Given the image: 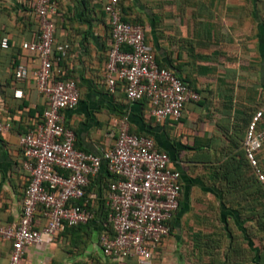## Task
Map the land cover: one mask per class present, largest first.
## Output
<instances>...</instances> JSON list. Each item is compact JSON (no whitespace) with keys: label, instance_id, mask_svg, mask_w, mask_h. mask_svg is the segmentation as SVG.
<instances>
[{"label":"crops","instance_id":"0c3cea01","mask_svg":"<svg viewBox=\"0 0 264 264\" xmlns=\"http://www.w3.org/2000/svg\"><path fill=\"white\" fill-rule=\"evenodd\" d=\"M54 1L55 43L69 49L65 59L54 61L52 74L74 81L80 92L78 107L63 112L76 148L101 155L115 145L119 122L127 119L130 133L151 137L181 174L180 209L154 264L181 249L193 254L194 262L209 247L220 253L259 252L264 183L246 159L244 141L252 117L264 113V0H119L123 16L144 27L158 65L202 95L186 104L180 120L162 123L146 99H127L125 84L118 82L114 90L107 85L112 35L104 7L110 0ZM35 2L0 0V40L9 41L8 49L0 47V123L10 126L0 130V223L6 226L19 222L29 183L19 135L47 106L33 78L37 55L23 48L37 35ZM16 65L26 67V80H15ZM258 161L264 173V146ZM112 181L105 165L91 178L87 196L95 218L87 230L65 226L55 240L29 248L23 264H117L100 244ZM44 225L39 213L36 227ZM10 253L11 242H0V264L9 263Z\"/></svg>","mask_w":264,"mask_h":264},{"label":"built area","instance_id":"2783aa9c","mask_svg":"<svg viewBox=\"0 0 264 264\" xmlns=\"http://www.w3.org/2000/svg\"><path fill=\"white\" fill-rule=\"evenodd\" d=\"M104 10L110 18L112 35L106 66L109 89L114 90L122 82L127 99H146L158 123L180 120L188 102L200 101L199 93L158 65L144 28L123 21L119 0H110ZM56 12L54 0H36L34 14L40 35L37 41L23 44L24 49L37 55L39 67L33 78L47 106L42 121L19 135L22 166L29 183L19 222L9 226L0 223V242L12 245L8 264H23L29 248L55 240L65 226L94 220L95 213L88 207L92 197L86 190L103 165L114 178L106 197L107 228L100 236L104 255L118 262L154 264L180 209L181 174L151 137L130 133L127 119L119 122L115 145L101 155L76 148V135L65 126L63 112L78 107L80 92L74 81L58 80L52 74L54 61L65 59L69 49L67 44L55 43L52 17ZM7 42L3 39V47ZM14 77L17 82L26 80V67L18 65ZM15 96L21 98L22 92L17 91ZM263 118V111L252 117L244 141L246 159L262 183L264 173L258 153L264 146ZM9 128V124L0 123V130ZM81 201L83 205L78 204ZM40 209L45 219L42 229L36 227Z\"/></svg>","mask_w":264,"mask_h":264},{"label":"trees","instance_id":"16d2710c","mask_svg":"<svg viewBox=\"0 0 264 264\" xmlns=\"http://www.w3.org/2000/svg\"><path fill=\"white\" fill-rule=\"evenodd\" d=\"M119 4H120V1H119ZM122 19H123V21L124 22H128V23H131V24H134V25H140V26H142L141 24H138V23H133V22H130V21H128L124 16H123V14H122ZM36 22H37V25H36V27H37V35H36V38H35V40L34 41H37V39H38V37H39V35H40V32H39V24H38V19L36 18ZM143 27V26H142ZM144 28V27H143ZM8 40V39H7ZM33 41V42H34ZM0 47H2V48H4V49H8L9 48V41L7 42V45L5 46V47H3V38H1V40H0ZM18 65H16L15 66V68L17 67ZM160 66V65H159ZM161 67V66H160ZM163 68V67H162ZM167 69V68H166ZM169 70V69H168ZM180 78V77H179ZM181 79V78H180ZM58 80H69V79H64V78H61V79H58ZM182 80V79H181ZM183 81V80H182ZM184 82V81H183ZM185 83V82H184ZM186 84V83H185ZM187 85V84H186ZM188 86V85H187ZM189 87V86H188ZM190 88V87H189ZM196 92H198V91H196ZM199 93V95L201 96V99H202V95H201V93L200 92H198ZM201 99H200V101H201ZM42 117H43V114L41 115V117H40V119L38 120V122L31 128V129H29V130H27L25 133H27V132H29L30 130H33L35 127H36V125L38 124V123H40L41 121H42ZM172 121H174V120H172ZM140 136H146V137H149V136H147V135H145V134H141ZM114 179V178H113ZM86 192H87V195H88V193L90 192L89 191V188H87V190H86ZM83 203H84V201H81V202H79L78 204L79 205H83ZM88 207L91 209V207H90V204L88 205ZM42 212V209H40V211H39V213H41ZM42 215V214H41ZM106 219H107V217H108V209H107V215H103ZM94 221H91V222H89L88 224H85V225H78V226H73V227H69V226H66V228H67V230L68 231H71V230H77V229H84V230H87L90 226H91V224L93 223ZM261 225H263L264 226V223H262ZM171 227H172V222H171ZM106 230V229H105ZM220 244V243H219ZM233 246L235 247L236 245H237V239H233ZM11 248H12V245H11ZM199 248V247H198ZM262 248V247H261ZM235 249V248H234ZM233 249V250H234ZM216 250V248H208L206 251H205V253L204 252H202V253H200L199 255H200V257H204V256H209V258H210V260H214V262H219V263H221V264H225L226 262H225V260L227 259L228 261H230V262H232L233 261V264H241V262H242V260H244V258H245V256L247 255L246 253H243V252H237V250H235L234 252H229V253H223V255H224V260L222 261H220V257H219V255H220V252H216L215 251ZM246 254V255H245ZM243 255H245V256H243ZM239 256V257H238ZM245 261H250L251 262V264H264V249H261L259 252H255V253H251V252H248V255L246 256V259H245ZM114 263H117V264H119L120 262H118V261H114Z\"/></svg>","mask_w":264,"mask_h":264},{"label":"rangeland","instance_id":"374dc122","mask_svg":"<svg viewBox=\"0 0 264 264\" xmlns=\"http://www.w3.org/2000/svg\"><path fill=\"white\" fill-rule=\"evenodd\" d=\"M259 242L261 244L260 246L262 247L261 249H264V233H262V236H261ZM182 251H183L182 249L179 252L173 251L172 254H170V256L167 258H166V256L162 255L161 257L158 258L156 264H162V262H165V264H186L189 262H190L189 264H221L219 262H217V263L214 262V260H210L209 256H206L207 259H204V257H201L199 261L194 262L193 254L189 253L187 255V253H184ZM245 255H243V256H245ZM246 256H245L244 260H242L241 264H251L250 261L249 262L245 261ZM219 257H220V261L224 260L223 253H220ZM164 258H165V260H164ZM225 262H226L225 264H233V261L230 262L227 259L225 260Z\"/></svg>","mask_w":264,"mask_h":264}]
</instances>
